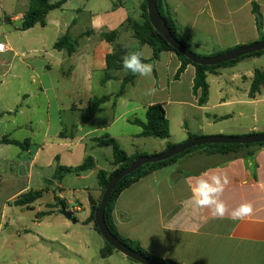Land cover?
<instances>
[{
  "label": "crops",
  "instance_id": "obj_1",
  "mask_svg": "<svg viewBox=\"0 0 264 264\" xmlns=\"http://www.w3.org/2000/svg\"><path fill=\"white\" fill-rule=\"evenodd\" d=\"M62 0H49L51 4ZM144 0H67L51 11L46 25L21 30L30 0H0V264H70L77 255L70 241L81 235L83 224L95 237L100 252L105 240L86 222L92 215L89 200L98 204L102 190L98 174L113 173V148L97 139H114L129 157L153 156L191 136H244L264 133V88L251 97L255 71H264V55L241 60L208 73L205 105L193 91L196 70L187 66L176 78L181 61L162 52L155 60L151 46L134 38L128 20L142 22ZM181 38L195 53L212 56L258 42L264 35V0H168ZM259 6L260 32L253 13ZM117 33L115 44L103 38ZM69 36L75 52L55 49ZM115 45L143 52L153 66L151 77L137 75L118 95L128 71L107 72V57ZM112 78L104 81L106 74ZM149 88L154 95H146ZM113 97L90 114L89 102ZM162 104L169 138L141 137L135 121H146L148 109ZM235 118L238 125H230ZM248 159L231 160L206 149L188 154L155 171L121 193L113 218L119 233L149 254L178 264H264V146L253 148ZM92 158L94 167L80 174L55 178L58 165L79 167ZM229 178L221 199L228 212L214 218L211 209L198 208L191 186L201 174ZM30 191H44L30 207L16 205ZM59 197L77 223L50 208ZM243 203L253 214L232 220L230 213ZM50 214L37 219V214ZM77 215V216H76ZM97 236H101L100 243ZM80 251L87 264H139L120 252L96 261L89 241ZM74 261V260H73Z\"/></svg>",
  "mask_w": 264,
  "mask_h": 264
},
{
  "label": "trees",
  "instance_id": "obj_2",
  "mask_svg": "<svg viewBox=\"0 0 264 264\" xmlns=\"http://www.w3.org/2000/svg\"><path fill=\"white\" fill-rule=\"evenodd\" d=\"M66 1L67 0H62L60 2L51 4L49 0H30L31 2L30 8L24 16V22L21 27V30L26 31L28 29L35 27L36 25L45 26L48 14L51 11L61 9ZM167 2L168 0H157L158 9H159V12L162 18L167 24L172 35L186 48H188L193 53H195L192 49V46L181 38L179 25L177 21L175 20L172 12L169 10ZM142 12H143L142 22L133 21L132 19L128 20V24L134 33V38L137 41H139V43L149 45L153 48L154 50L153 60L157 59L162 52L168 51V52L175 53L181 61V67L176 74V78H179L183 74L187 66L192 65L193 67H195L196 74H195L193 91L195 95L199 96V104L201 106L207 103L208 97H209V85L207 82L208 73H214L220 68L233 66L236 63L246 58L264 55V51H262V52H258V53H254V54L242 57L238 60H235L229 63H225L220 66L206 67V66H200V65L193 64L191 61L186 59L182 54L176 52V50L168 44V42L164 39V37L161 34H159L154 29V27L151 25L149 17H148V12H147L146 0H144L142 4ZM253 13L256 18L257 28L261 32L263 28V17L260 12L259 6L256 4H254ZM103 38L106 39L111 44H115L117 33L116 32L105 33L103 34ZM263 39H264V35L261 34L260 40H263ZM75 46L76 44L71 41V38L69 36H65L61 38L55 44V49L66 50L68 54H72L73 52H75V48H76ZM129 54L130 52H128V50L125 49L122 45H115L114 52L107 57V72L112 71V70H122L123 69L122 59L124 56L129 55ZM195 54L199 57H208V56L199 55L197 53ZM144 62L147 63L146 60H144ZM110 78H112L111 75L107 73L104 77V81ZM136 78H137V75H134L128 71V74L124 79L123 88L121 92L118 95H116L114 98L121 96L124 93L125 87L128 84L134 83ZM263 88H264V71L256 70L254 81L252 83L251 91H250L251 97H254L256 94L260 93ZM112 98L113 97L111 96H105L102 98L92 99L89 102L90 114L94 115L97 112H99L101 110V107L106 102L111 100ZM1 116L2 115L0 114V117ZM135 123L141 126L143 129V132L140 135L141 137H153V138H158L161 140H166L169 138V124H168L165 108L162 104H155L148 109L145 122L135 121ZM197 137L198 136H191L190 140L197 138ZM96 141L101 146L109 145L113 148V157H114L113 165L117 168L111 174H108L103 171L99 172L98 182L101 187L102 196H103L109 180L114 175L119 173L120 171L129 167L139 157L144 156V155H136L135 157H129L127 153L120 147V145L114 139L110 137H107L105 139H97ZM0 143L13 144V145L21 146V147H25V144H26V143H20L18 141L10 140L8 137H4L2 140H0ZM173 146L174 145H168L167 149ZM257 146H264V143L263 144H252V145L215 144V145L198 146L188 151H185L182 154L174 158H171L169 160L162 161L156 164L145 165L144 167H142L135 173L124 177L121 180V182L117 185V187L114 189L109 199L108 205L106 207V211H105V221H106V224L109 230L119 241H121L123 244H125L126 246L134 250L135 252L142 254L145 257H148L152 260H155V261H158L164 264H178L171 260H164V259H161V258H158V257H155L149 254L147 251H145L140 246L139 243L134 242L130 239H127L119 233L115 225V222H114L113 213L115 210L116 201L121 195V193L125 191L126 189H128L129 187H131L133 184L140 181L141 179L149 176L150 174L154 173L157 170H160L162 168H165L175 163L178 159L188 154H191L192 152L196 150L206 149L207 152L211 155L219 154L221 156L229 157L231 160L232 159L235 160V159H248V158L253 157L255 154V150L253 148ZM93 167H94V161L92 158H87L83 165L79 167H75V168L63 167V166L58 165L56 168L55 178L56 179L62 178L65 174H70V173L80 174L84 171L92 169ZM43 193L44 191H30L26 194L21 195L15 203L18 206L30 207L32 204H34L36 201H38L43 196ZM98 206H99V203L95 204L92 207V215L86 223L93 224L94 229L99 233L98 227L95 222V211L97 210ZM49 207L55 208L58 210L67 209L66 204L59 197H55V204L49 205ZM48 214L50 213L49 212L39 213L37 214V219H40L41 217L46 216ZM114 252H118V251H116L112 246H110L107 242H105V246L101 250L100 256L102 258H108Z\"/></svg>",
  "mask_w": 264,
  "mask_h": 264
},
{
  "label": "water",
  "instance_id": "obj_3",
  "mask_svg": "<svg viewBox=\"0 0 264 264\" xmlns=\"http://www.w3.org/2000/svg\"><path fill=\"white\" fill-rule=\"evenodd\" d=\"M147 2V12L151 25L154 29L161 34L164 39L168 42L170 46H172L176 52L182 54L186 59L191 61L193 64L200 66H220L225 63H229L235 60H238L242 57L262 52L264 51V39L258 42L239 46L234 49H231L226 52L219 53L214 56L208 57H199L191 50L186 48L183 44H181L171 33L164 19L162 18L157 0H146ZM264 143V133H256L244 136H206V137H197L191 140L186 141L185 143L175 145L166 151L153 156H141L137 160H135L129 167L120 171L116 175H114L108 182L105 192L102 196V199L99 203L97 210L95 211V222L98 227L100 235L103 237L105 242H107L110 246H112L116 251L125 255L126 257L134 260L139 264H164L155 260H152L148 257L139 254L123 244L119 241L109 230L106 221H105V211L108 205L109 199L117 187V185L121 182V180L138 171L142 167L148 164H156L162 161L169 160L174 158L185 151H188L192 148L198 146L205 145H215V144H236V145H252V144H263ZM91 205H95L96 203L90 200ZM60 213L71 220L72 223L76 224L77 220L73 218V213L68 211L67 209H61Z\"/></svg>",
  "mask_w": 264,
  "mask_h": 264
},
{
  "label": "clouds",
  "instance_id": "obj_4",
  "mask_svg": "<svg viewBox=\"0 0 264 264\" xmlns=\"http://www.w3.org/2000/svg\"><path fill=\"white\" fill-rule=\"evenodd\" d=\"M3 47L0 46V51ZM146 58L144 53L137 51L126 55L122 59V67L124 70L141 77H151L153 66L144 62ZM156 89L149 88L146 95H154ZM229 178L226 174L223 176L215 173L205 172L195 178L194 184L191 186V199L196 207L211 209L214 218L222 219L228 212L227 205L221 199L225 187L229 184ZM253 214V205L251 203H243L230 213L232 220H243Z\"/></svg>",
  "mask_w": 264,
  "mask_h": 264
},
{
  "label": "rangeland",
  "instance_id": "obj_5",
  "mask_svg": "<svg viewBox=\"0 0 264 264\" xmlns=\"http://www.w3.org/2000/svg\"><path fill=\"white\" fill-rule=\"evenodd\" d=\"M0 18H1V12H0ZM239 123H240V120L238 118H235V120L229 124L230 125H238ZM227 136H233V135H227ZM89 202H90V200H89ZM76 228L81 232V235L77 236L76 238H73L70 241V244H71V247L75 249L74 253H78V254L77 255L72 254L70 256H67L71 260V261H69L70 264H87V253H86V255H84L83 252L80 251V248L83 247V244L86 240L89 241L90 257L95 256L96 261H98V263H99V261H102L99 254H98L99 251H98V246H97L96 241H95V237L90 235L89 232L87 231V228L84 227V225L81 223L76 224ZM97 237H98L100 243H102L101 236H97Z\"/></svg>",
  "mask_w": 264,
  "mask_h": 264
},
{
  "label": "built area",
  "instance_id": "obj_6",
  "mask_svg": "<svg viewBox=\"0 0 264 264\" xmlns=\"http://www.w3.org/2000/svg\"><path fill=\"white\" fill-rule=\"evenodd\" d=\"M0 46H2V47H3V50H2V51H0V53H5V51L7 50V47H6V45H5L4 43L0 42Z\"/></svg>",
  "mask_w": 264,
  "mask_h": 264
}]
</instances>
